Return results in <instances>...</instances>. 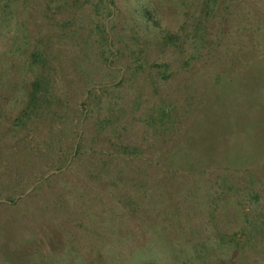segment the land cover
<instances>
[{
    "label": "rangeland",
    "instance_id": "rangeland-1",
    "mask_svg": "<svg viewBox=\"0 0 264 264\" xmlns=\"http://www.w3.org/2000/svg\"><path fill=\"white\" fill-rule=\"evenodd\" d=\"M0 264H264V0H0Z\"/></svg>",
    "mask_w": 264,
    "mask_h": 264
},
{
    "label": "trees",
    "instance_id": "trees-1",
    "mask_svg": "<svg viewBox=\"0 0 264 264\" xmlns=\"http://www.w3.org/2000/svg\"><path fill=\"white\" fill-rule=\"evenodd\" d=\"M37 58L40 57V52H36L35 55ZM159 66V65H158ZM34 85L36 86V88H38L39 86H41L40 82L38 80L34 81ZM79 151V149H77Z\"/></svg>",
    "mask_w": 264,
    "mask_h": 264
}]
</instances>
